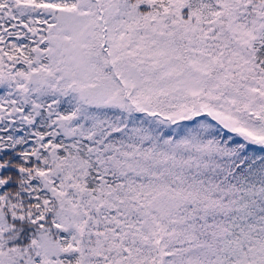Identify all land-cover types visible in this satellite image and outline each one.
<instances>
[{
  "label": "snow or ice",
  "instance_id": "obj_1",
  "mask_svg": "<svg viewBox=\"0 0 264 264\" xmlns=\"http://www.w3.org/2000/svg\"><path fill=\"white\" fill-rule=\"evenodd\" d=\"M0 264H264V0H0Z\"/></svg>",
  "mask_w": 264,
  "mask_h": 264
}]
</instances>
